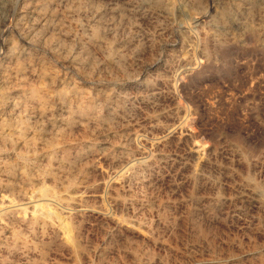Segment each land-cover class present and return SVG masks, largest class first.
Masks as SVG:
<instances>
[{
  "label": "rangeland",
  "instance_id": "obj_1",
  "mask_svg": "<svg viewBox=\"0 0 264 264\" xmlns=\"http://www.w3.org/2000/svg\"><path fill=\"white\" fill-rule=\"evenodd\" d=\"M0 120V264H264V0H0Z\"/></svg>",
  "mask_w": 264,
  "mask_h": 264
},
{
  "label": "bare ground",
  "instance_id": "obj_2",
  "mask_svg": "<svg viewBox=\"0 0 264 264\" xmlns=\"http://www.w3.org/2000/svg\"><path fill=\"white\" fill-rule=\"evenodd\" d=\"M48 49V48H47ZM53 51V50H52ZM57 52V51H56ZM84 54V53H83ZM33 90V89H32ZM34 92H36L35 90H34ZM80 92V91H79ZM32 94V93H31ZM62 95V94H61ZM62 98H63V96H62ZM47 101H48V99H47ZM64 101V100H63ZM62 101V102H63ZM44 102V101H43ZM32 103V102H31ZM37 105H38V102H37ZM20 106V105H19ZM89 107V106H88ZM16 109V108H15ZM17 109H18V107H17ZM36 109V108H35ZM94 110V108H91V110ZM26 110H28V109H26ZM34 110V109H33ZM33 110H31V111H33ZM79 110V109H78ZM37 111V110H36ZM80 111V110H79ZM15 113V112H14ZM29 113V112H28ZM38 113V112H37ZM18 114V113H17ZM10 115V114H9ZM37 115V114H36ZM3 119V118H2ZM44 119V118H43ZM1 121V120H0ZM21 122L19 123L20 125H22V127H25V125H26V123H23V121L22 120H20ZM40 121V120H39ZM68 121V120H67ZM38 123V122H37ZM44 124V123H43ZM57 124V123H56ZM88 125V124H87ZM45 127V126H44ZM26 128V127H25ZM24 128V129H25ZM33 128V127H32ZM23 129V130H24ZM21 131H22V129H21ZM26 131V130H25ZM36 131V130H35ZM41 131H43V130H41ZM46 132V131H45ZM52 132V131H51ZM16 134H18V133H16ZM21 134H22V132H21ZM52 134V133H51ZM53 135V134H52ZM29 137V136H28ZM17 138V137H16ZM30 138V137H29ZM47 138V137H46ZM6 139V138H5ZM44 140V139H43ZM45 143V142H44ZM1 145V144H0ZM26 145V144H25ZM50 145H52V144H50ZM28 146V145H27ZM34 148V147H33ZM1 151V150H0ZM4 153V152H3ZM17 157V156H16ZM4 158V157H3ZM1 161V160H0ZM35 161V160H34ZM46 161H48V160H46ZM50 164V163H49ZM11 171V170H10ZM29 182V181H28ZM30 186H31V184H29ZM20 207V206H19ZM23 210V209H22ZM15 211V210H14ZM17 211V210H16ZM12 212V211H11ZM18 212H19V210H18ZM18 212H17V214H18ZM22 213V212H21ZM21 213H19V215L21 214ZM13 214V213H12ZM23 215V214H22ZM78 215V214H77ZM16 216V215H15ZM55 216V215H54ZM39 217V216H38ZM37 219V218H36ZM20 220L22 221V222H24V223H26V225H28V228L29 227H31V225H32V221H29V222H26L23 218H20ZM31 220V219H30ZM35 221H37V220H35ZM46 222V221H45ZM23 223V224H24ZM37 223V222H36ZM34 228V227H33ZM3 229V228H2ZM64 229H66V228H64ZM5 230V229H4ZM31 235V234H30ZM36 235V234H35ZM66 236V235H65ZM68 236V235H67ZM28 237V236H27ZM35 239V238H34ZM70 240V239H69Z\"/></svg>",
  "mask_w": 264,
  "mask_h": 264
}]
</instances>
